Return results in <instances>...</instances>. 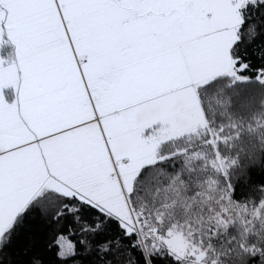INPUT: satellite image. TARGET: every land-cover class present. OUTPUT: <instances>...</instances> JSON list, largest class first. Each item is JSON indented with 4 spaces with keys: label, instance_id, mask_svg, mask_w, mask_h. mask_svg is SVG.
<instances>
[{
    "label": "snow or ice",
    "instance_id": "obj_1",
    "mask_svg": "<svg viewBox=\"0 0 264 264\" xmlns=\"http://www.w3.org/2000/svg\"><path fill=\"white\" fill-rule=\"evenodd\" d=\"M0 264H264V0H0Z\"/></svg>",
    "mask_w": 264,
    "mask_h": 264
}]
</instances>
